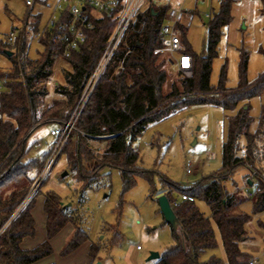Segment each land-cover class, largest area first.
<instances>
[{"label":"trees","instance_id":"trees-1","mask_svg":"<svg viewBox=\"0 0 264 264\" xmlns=\"http://www.w3.org/2000/svg\"><path fill=\"white\" fill-rule=\"evenodd\" d=\"M36 1L47 5V0ZM116 1L118 8L110 15L87 7L84 12L89 14L94 26L87 31L86 41L68 52L66 37L72 20L69 13L62 14L60 22L52 25L53 17L42 24V11L29 12L24 30L17 34L15 41L0 38V53L8 55L12 62L9 70L0 69V264H34L49 256L54 251L51 240L69 223L74 225L75 231L63 248V255L75 251L89 239L76 210L50 191L44 195L43 205L47 238L35 247H23L25 238L36 235L33 210L39 191L22 209L20 207L55 145L40 157L27 159L25 142L37 126L56 122L61 127L71 117L126 2ZM234 1L220 0L219 9L212 12L201 53L188 43V28L180 21L185 52L193 57V76L181 75V87L174 84L169 93L164 92L167 59L154 50L161 45L160 30L172 6L150 0L139 8L90 92L75 129L60 153L66 155L68 170L81 182V191L99 183L105 167L120 169L125 190H128L136 184V174H150L140 166L141 153L136 141L152 124L194 102H208L230 112L222 168L197 183L182 187L168 181L164 188L179 225L174 231L176 243L167 247L153 264H208L200 257L217 246L214 224L228 264H257L242 245L254 238L251 221L256 220V225L264 229V166L261 164L264 161V109L254 117L248 103V99L264 91V71L255 80H249L248 51L242 49L239 85L224 86L225 66L219 85L215 87L211 83L219 44L233 19ZM35 39L42 49L37 50V56H31ZM8 50L13 53L9 55ZM60 56L70 62L72 69L66 71V84L56 88L63 99L48 105L45 103L46 81ZM243 138L245 143H242ZM241 166L248 170L246 180L256 182L253 191L242 193L240 187L231 191L225 184ZM174 190L193 196L194 200H179ZM197 200L209 205L210 215L200 210ZM115 244L113 240L111 246ZM103 246L101 242L91 243L90 253L94 259Z\"/></svg>","mask_w":264,"mask_h":264},{"label":"rangeland","instance_id":"rangeland-1","mask_svg":"<svg viewBox=\"0 0 264 264\" xmlns=\"http://www.w3.org/2000/svg\"><path fill=\"white\" fill-rule=\"evenodd\" d=\"M209 1L211 2L184 0L185 11L181 23L188 28L186 33L188 43L198 53H201L205 47L206 24L209 16L220 7V0ZM58 2V0H47V5H42L35 0L32 8L29 9L24 0H0V38L6 40L11 32H17L24 27L29 10L32 13L42 11V24L47 23L51 17L58 18L60 16ZM160 2L179 8L183 0H160ZM256 3L257 16L264 22V0H256ZM251 28L247 32L239 31V40L236 43L228 44L226 34L222 38L218 49L219 56L213 62L211 75L213 86L219 85L224 66L227 75L224 86L235 88L239 85L242 49L248 51V79L253 81L264 71V28L262 46L259 48L255 47L254 38L249 36L253 33L254 26ZM36 40L32 42L31 56H37V50L42 49ZM11 66L9 56L0 53V69L9 70ZM71 69L70 62L64 56L56 59L53 73L46 81L48 90L45 97L46 104L63 99L56 88L66 84V71ZM166 70L168 76L164 84V92L169 93L174 84L181 87L182 76L170 69L168 64ZM248 103L251 114L258 117L264 109V91L248 99ZM77 106L72 114L77 110ZM229 113L218 105L194 102L152 124L136 141L141 153L140 166L150 174L149 176L136 174V184L128 190H125L120 169L105 167L102 169L103 176L99 183L81 191V182L68 170L66 155H59L45 179L34 190L36 179L30 188L33 195L37 190L39 191L34 206L37 231L35 236L27 237L25 246L35 247L47 238L42 219V201L47 192L54 191L67 206L76 210L81 227L87 232L89 239L81 244L79 249L63 255L62 250L72 237L69 228H65L52 239L54 251L41 259V264H90L89 260L93 258L89 252L91 242H101L104 245L97 254L95 263L100 261L102 264H153L154 260L148 259L151 252L162 253L167 247L176 243L174 231L177 228L165 220L159 205V198L164 194L163 189L167 187L168 181L184 187L197 183L203 177L222 168ZM55 128H59L58 123L45 122L28 135L25 142L28 150L27 159L40 157L51 150L57 140V136L52 134ZM254 129L255 126L252 130ZM242 143H245V138L242 139ZM261 164L264 166V161ZM65 171L68 173L64 174ZM247 173V168L238 167L232 177L225 182L227 188L233 191L240 187L243 188L242 193L253 191L255 185L252 179L246 180ZM179 194L178 190H174L175 197ZM197 205L206 215L211 214V209L205 201L197 200ZM250 227L254 238L243 243L242 247L251 254L257 264H264V229L256 225V220L250 222ZM214 229L217 246L206 250L200 259L208 264H226L225 249L215 224ZM113 240H116V244L111 246ZM212 259L215 262H212Z\"/></svg>","mask_w":264,"mask_h":264},{"label":"built area","instance_id":"built-area-1","mask_svg":"<svg viewBox=\"0 0 264 264\" xmlns=\"http://www.w3.org/2000/svg\"><path fill=\"white\" fill-rule=\"evenodd\" d=\"M24 1L26 2L29 9H31L35 3V0ZM149 1L150 0H126L124 7L120 10L116 28L109 39V42L97 64L95 71L90 78L86 91L81 97L80 104L77 106V110L74 112V114L71 115L69 121H64L61 127L52 130V134L57 136V140L45 167L43 168L42 172L35 182V186L33 187L34 190L36 189L37 185H39V183L45 179L47 172L52 167L56 158L60 155L66 141L69 138L71 131L75 128V123L80 115L85 101L90 95V92L96 84L99 76L103 72L114 50L116 49L126 27L133 19L137 10L147 4ZM87 7L99 10L102 13L110 15L117 10L118 3L116 0H59L57 8L60 11V16L64 13H69L72 16V20L68 26L69 33L66 37L67 52L70 51V49L78 48L81 43L85 42L87 39V31L94 26V23L90 19L89 14L84 12ZM184 11V0L179 8L171 7L169 9V17L164 22L160 30L161 45L157 47L154 52L166 57L167 64L170 69L177 71L185 77H192L193 57L191 54L185 52V45L182 41L183 31L180 26L181 17ZM29 12H31V10H29ZM60 16L58 18L53 17L50 23L52 25L58 24L60 22ZM23 30L24 27H21L17 30V32H11L6 37V41H15L17 34L22 32ZM188 171H190V169H188ZM252 182L254 183V185H256V182L254 180H252ZM31 193H33L32 190L22 203L20 207L21 209L32 197L33 194ZM249 194H252V192H249ZM182 199L194 200V197L186 194H179V200ZM139 247L140 246H138V248Z\"/></svg>","mask_w":264,"mask_h":264},{"label":"crops","instance_id":"crops-1","mask_svg":"<svg viewBox=\"0 0 264 264\" xmlns=\"http://www.w3.org/2000/svg\"><path fill=\"white\" fill-rule=\"evenodd\" d=\"M210 2L211 1L207 0V3H210ZM196 8H197V4H196ZM256 10H257L256 0H235L234 1V3L232 4L233 19L230 22V24L227 26V28L225 29V34L227 35L228 44L236 43L239 40L238 39L239 33H240L239 31L243 30V31L247 32V31H249V29H252L251 27L254 26V30H253L254 34L251 33V34H249V36L254 38V45L256 48H259L262 46V41H263L262 40V35H263L262 29L264 28V25H263L264 22H263V20H261L257 16L258 14H257ZM193 12H195V11H193ZM183 14H182V16H183ZM211 14L209 16V19L211 17ZM206 32H207V26H206ZM225 34H224L223 38L226 36ZM163 192L165 194L164 189H163ZM42 202H43L42 205H44V196H43ZM43 208L44 207L42 206V209ZM33 213H34V210H33ZM42 219H43V222L45 225V230H46V214L44 212V209H43V218ZM65 228H69L68 230L72 236L74 231H75L74 225L72 223H69L62 230H64ZM27 240H28V238H25V240L23 242V247L24 248H32L33 246L32 247L25 246ZM51 242H52V240H51ZM91 243H90V249H91ZM77 249H79V248H77ZM95 261H96V259L90 258L89 263L94 264ZM40 262H41V260L35 264H41Z\"/></svg>","mask_w":264,"mask_h":264},{"label":"water","instance_id":"water-1","mask_svg":"<svg viewBox=\"0 0 264 264\" xmlns=\"http://www.w3.org/2000/svg\"><path fill=\"white\" fill-rule=\"evenodd\" d=\"M7 52L9 55L13 53L12 51H9V50ZM67 173H68L67 171L64 172V174H67ZM159 205H160L161 211L163 212L165 220L168 221L170 224H172L173 227L178 228L179 222H178L177 216L166 194H163L162 196H160ZM160 256H161V253L159 252H151L148 259L155 260V259H158ZM95 264H102V263L100 261H97Z\"/></svg>","mask_w":264,"mask_h":264}]
</instances>
